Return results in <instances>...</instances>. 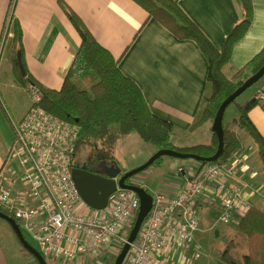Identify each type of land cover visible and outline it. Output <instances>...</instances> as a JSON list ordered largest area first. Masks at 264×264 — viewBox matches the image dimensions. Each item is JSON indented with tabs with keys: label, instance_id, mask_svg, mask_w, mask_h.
<instances>
[{
	"label": "crops",
	"instance_id": "1",
	"mask_svg": "<svg viewBox=\"0 0 264 264\" xmlns=\"http://www.w3.org/2000/svg\"><path fill=\"white\" fill-rule=\"evenodd\" d=\"M59 1L82 21L99 46L113 59L119 60L118 70L138 87L151 113L176 128L178 134L172 139L175 147L212 144L211 124L203 125L210 131L205 139L197 136L203 126L186 136L181 135L189 130L201 107L207 89V60L193 41L178 40L157 21L148 19L147 13L131 0H0V45L7 23L10 27L16 21L21 28L24 64L30 76L43 87L59 91L80 46L79 34ZM174 1L218 51L240 20L234 0ZM251 3L252 20L243 38L232 48L224 69L226 76V72L229 73L227 77L247 64L264 46V0H251ZM6 43L0 52V169L7 166L6 158L13 141L11 122L21 121L31 106L28 89L17 83ZM263 86L256 88L253 96ZM256 105L248 117L264 139V104ZM240 134L242 143L244 140L248 142L249 153L245 155L239 175L251 192V206L264 212V171L250 140L244 133ZM142 145L143 149L151 148ZM243 146L245 149L244 143ZM154 153L153 149L151 154L141 156L133 169L145 164ZM113 162L117 166L115 156ZM169 167L171 175L158 182L157 190H152L145 178L133 176L129 180L150 196L158 192L175 194L181 190L183 178L189 173L177 162H169ZM87 210L93 211L88 207ZM116 247L113 244L85 260L74 258L71 264H91L100 257L103 260L108 255L114 257L118 252ZM170 258L169 254L160 261L175 264ZM0 264H6L1 250ZM47 264L57 262L50 260Z\"/></svg>",
	"mask_w": 264,
	"mask_h": 264
},
{
	"label": "built area",
	"instance_id": "2",
	"mask_svg": "<svg viewBox=\"0 0 264 264\" xmlns=\"http://www.w3.org/2000/svg\"><path fill=\"white\" fill-rule=\"evenodd\" d=\"M7 32L8 23L0 52ZM28 96V112L21 121L11 122L9 154L14 153L16 164L0 169V210L33 237L45 261L71 264L74 258L86 259L113 244L121 250L139 209L137 196L117 188L104 210H93L102 215L85 213L71 180V171L80 160L75 156L77 126L43 110V95L36 87L29 86ZM253 100L264 104V86ZM244 160L242 154L207 163L183 178L178 193H154L151 209L122 264H163L160 259L169 254L170 262L191 264L185 253L199 260L198 210L216 206L217 222L237 227L251 208V192L239 175Z\"/></svg>",
	"mask_w": 264,
	"mask_h": 264
},
{
	"label": "trees",
	"instance_id": "3",
	"mask_svg": "<svg viewBox=\"0 0 264 264\" xmlns=\"http://www.w3.org/2000/svg\"><path fill=\"white\" fill-rule=\"evenodd\" d=\"M131 1L147 13L148 19L157 21L178 40L193 41L198 46L208 63L207 89L189 130L181 135L193 133L205 124L212 125L221 103L264 65L263 46L258 54L230 77L224 73L232 48L243 38L251 23V0H234L239 8L240 20L224 40L220 51L182 12L177 1ZM59 4L81 40L59 91L43 87L25 69L22 32L16 21L8 26L9 39H6V44L17 83L26 90L29 86L39 89L43 95L40 103L43 110L65 123L77 126L76 158L113 165L111 149L120 139L131 134L155 152L175 150L204 158L214 155L217 148L215 134L212 144L208 146L175 147L172 139L178 134L176 128L151 113L138 87L118 70L119 60L113 59L97 44L82 21L73 15L65 3L59 1ZM17 52L20 53L26 72L25 78L21 77L17 68ZM254 105L256 102L252 100L239 108V116L233 119L232 128L223 125L224 146L219 162L244 153L242 132L250 140L264 171V139L248 117V111ZM203 165L206 163H200L199 166ZM236 229L237 241L228 243L220 259L226 264H264V212L251 206ZM241 241L243 245L238 250V242ZM232 251H238V255L234 257Z\"/></svg>",
	"mask_w": 264,
	"mask_h": 264
},
{
	"label": "rangeland",
	"instance_id": "4",
	"mask_svg": "<svg viewBox=\"0 0 264 264\" xmlns=\"http://www.w3.org/2000/svg\"><path fill=\"white\" fill-rule=\"evenodd\" d=\"M227 76L229 73L226 72ZM264 84V76L255 83L251 88L247 89L243 92L239 97L235 99V102L231 103L225 110L223 115L222 123L225 127L232 128L233 119L239 116V108L241 106L244 107L246 101H250L253 97V93L258 88ZM248 103V102H247ZM258 106L254 105L253 107ZM251 107V109L253 108ZM250 109V110H251ZM249 110V111H250ZM248 111V113H249ZM209 127V125H208ZM12 129V128H11ZM117 129V127H115ZM198 139H205L210 131L207 129V126H203L201 129L197 131ZM13 134V132H12ZM241 135V134H240ZM242 137V135H241ZM243 141V137H242ZM13 142V141H12ZM245 155L248 156V142L244 140ZM12 145V143H11ZM247 145V146H246ZM142 143L137 139L135 135H129L118 142V144L111 149L110 153L116 157L117 167L122 174L130 172L133 169L134 165L138 161L141 156H145L151 154L153 152L152 148L143 149ZM11 147V146H10ZM146 147V146H145ZM101 148V146H99ZM79 159H83L82 157H77ZM151 158V157H150ZM149 160V159H148ZM147 160V161H148ZM6 164L8 167L16 164V158L13 154H8L6 158ZM169 162H177L183 166V169L186 170L189 174L194 173L191 171L196 170L200 163L196 162L192 159L187 160H178L169 157H161L154 164L149 166L144 171L138 173L134 176V178H145L147 182L152 188V190L159 189L158 182L162 179L168 178L172 173L169 167ZM107 164V163H105ZM108 165V164H107ZM172 166V163H171ZM138 168V167H137ZM129 184V183H128ZM83 209L87 212H91L93 215H102L101 212H94L87 210V207L81 205ZM199 216V230L195 235V243L200 247L202 255L199 260H194L192 254H187V260L189 263L195 262V264H226L224 263L220 257L224 252L226 246L231 241H237V229L235 226L231 225H222L217 222L219 217V211L216 206L209 207L204 205L200 210H198ZM21 233L26 240V242L36 251L39 250L37 242L33 239V237L23 228L20 227ZM216 232L218 235H216ZM12 229L8 226V224L0 219V250L2 251L6 264H35L31 255H29L20 245L18 239L15 235H13ZM239 248L242 247L243 242H238ZM117 251L116 256L108 255L106 260L96 259L91 262V264H114L117 255L120 252V248L116 247ZM238 252V251H237ZM236 251H232L231 254L236 257L238 255ZM85 260V259H83ZM50 260H47L48 263ZM65 264V263H60ZM67 264V263H66Z\"/></svg>",
	"mask_w": 264,
	"mask_h": 264
},
{
	"label": "water",
	"instance_id": "5",
	"mask_svg": "<svg viewBox=\"0 0 264 264\" xmlns=\"http://www.w3.org/2000/svg\"><path fill=\"white\" fill-rule=\"evenodd\" d=\"M16 64L22 78L26 77L25 69L22 65L20 53H16ZM264 76V65L252 76H250L238 89L229 95L219 106L211 125V132L217 137V148L213 156L209 158L200 157L194 154L180 153L175 150H158L142 166L122 174L115 164L97 165L89 168L87 165L75 164L71 171V180L79 194L82 202L94 211H102L106 208L108 197L116 189L127 190L134 193L139 200V209L136 214L133 227L128 235L127 242L121 248L114 264H122L130 244L135 240L137 233L151 209V196L141 187L127 184L126 182L133 176L144 171L154 164L161 157H169L178 160L192 159L199 163L217 162L223 151V115L226 108L247 89L251 88ZM0 219L9 224L22 248L33 257L37 264H47L42 255L33 249L24 239L19 225L11 217L0 212Z\"/></svg>",
	"mask_w": 264,
	"mask_h": 264
},
{
	"label": "flooded vegetation",
	"instance_id": "6",
	"mask_svg": "<svg viewBox=\"0 0 264 264\" xmlns=\"http://www.w3.org/2000/svg\"><path fill=\"white\" fill-rule=\"evenodd\" d=\"M102 163H104V162H97V163H94V162H88L86 159H81V162H79V163H77L78 165H87V167H88V169L89 168H95L97 165H103ZM127 184L128 183H132L131 182V180H128L127 182H126Z\"/></svg>",
	"mask_w": 264,
	"mask_h": 264
}]
</instances>
